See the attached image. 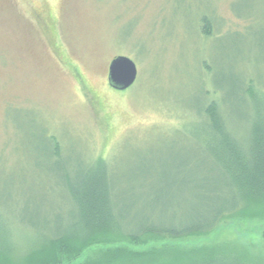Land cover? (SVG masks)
Wrapping results in <instances>:
<instances>
[{
	"label": "rangeland",
	"instance_id": "374dc122",
	"mask_svg": "<svg viewBox=\"0 0 264 264\" xmlns=\"http://www.w3.org/2000/svg\"><path fill=\"white\" fill-rule=\"evenodd\" d=\"M204 16L214 22L213 38L199 33ZM118 56L138 67L136 84L124 92L108 84ZM203 62L212 69L207 77ZM243 73L264 84V0H0V208L12 220L28 205L44 215L49 202L62 204L47 131L62 142L70 167L104 157L118 191L140 192L143 173L159 167L177 137L171 129L182 112L206 91L221 96L222 77ZM114 246H219L231 260L264 264V220ZM99 251L89 248L70 264L101 259Z\"/></svg>",
	"mask_w": 264,
	"mask_h": 264
},
{
	"label": "trees",
	"instance_id": "16d2710c",
	"mask_svg": "<svg viewBox=\"0 0 264 264\" xmlns=\"http://www.w3.org/2000/svg\"><path fill=\"white\" fill-rule=\"evenodd\" d=\"M213 25L201 18L202 38L214 37ZM199 69L204 77L212 71L206 62ZM220 90L221 96L204 92L182 112L181 125L171 129L177 137L159 167L143 173L147 185L138 193L116 189L104 157L70 167L62 142L47 131L46 157L55 161L62 204L49 202L44 215L28 205L12 220L0 208V264H70L93 247L103 256L86 264H243L219 246L146 252L114 246L203 237L227 220H264V84L243 73L222 77Z\"/></svg>",
	"mask_w": 264,
	"mask_h": 264
},
{
	"label": "water",
	"instance_id": "95a60500",
	"mask_svg": "<svg viewBox=\"0 0 264 264\" xmlns=\"http://www.w3.org/2000/svg\"><path fill=\"white\" fill-rule=\"evenodd\" d=\"M138 80V67L128 57L118 56L112 60L108 71V84L118 92L132 88Z\"/></svg>",
	"mask_w": 264,
	"mask_h": 264
}]
</instances>
